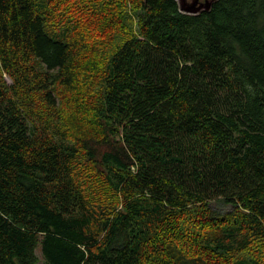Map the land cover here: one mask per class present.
Masks as SVG:
<instances>
[{"label": "trees", "instance_id": "1", "mask_svg": "<svg viewBox=\"0 0 264 264\" xmlns=\"http://www.w3.org/2000/svg\"><path fill=\"white\" fill-rule=\"evenodd\" d=\"M0 264H264V0H0Z\"/></svg>", "mask_w": 264, "mask_h": 264}, {"label": "water", "instance_id": "2", "mask_svg": "<svg viewBox=\"0 0 264 264\" xmlns=\"http://www.w3.org/2000/svg\"><path fill=\"white\" fill-rule=\"evenodd\" d=\"M178 6V10L179 12L183 13V14H189V15H196L199 14L202 11H206L209 10L211 4L215 1V0H211L210 2L207 3V5L204 6V8L202 9H198V10H190V9H184V5H183V0H175Z\"/></svg>", "mask_w": 264, "mask_h": 264}, {"label": "flooded vegetation", "instance_id": "3", "mask_svg": "<svg viewBox=\"0 0 264 264\" xmlns=\"http://www.w3.org/2000/svg\"><path fill=\"white\" fill-rule=\"evenodd\" d=\"M211 0H183L184 9L198 10L204 8Z\"/></svg>", "mask_w": 264, "mask_h": 264}, {"label": "rangeland", "instance_id": "4", "mask_svg": "<svg viewBox=\"0 0 264 264\" xmlns=\"http://www.w3.org/2000/svg\"><path fill=\"white\" fill-rule=\"evenodd\" d=\"M98 152H104L107 150V148L105 146H100V147H96ZM38 256H39V252H37Z\"/></svg>", "mask_w": 264, "mask_h": 264}]
</instances>
